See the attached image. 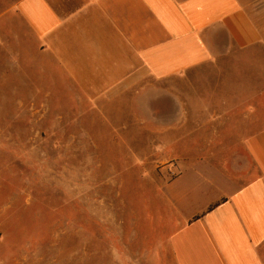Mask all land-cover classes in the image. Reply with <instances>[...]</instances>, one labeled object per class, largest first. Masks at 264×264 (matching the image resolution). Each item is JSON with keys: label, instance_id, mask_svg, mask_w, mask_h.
Here are the masks:
<instances>
[{"label": "crops", "instance_id": "0c3cea01", "mask_svg": "<svg viewBox=\"0 0 264 264\" xmlns=\"http://www.w3.org/2000/svg\"><path fill=\"white\" fill-rule=\"evenodd\" d=\"M3 58L35 71L38 92L72 86L91 100L198 67L229 77L200 86L214 160L194 170L218 173L166 185L167 259L149 264H264V0H0Z\"/></svg>", "mask_w": 264, "mask_h": 264}, {"label": "rangeland", "instance_id": "374dc122", "mask_svg": "<svg viewBox=\"0 0 264 264\" xmlns=\"http://www.w3.org/2000/svg\"><path fill=\"white\" fill-rule=\"evenodd\" d=\"M0 65V264L166 261L165 187L214 160L200 86L229 77L198 67L91 100L72 86L38 92L35 71ZM200 168L179 184H200Z\"/></svg>", "mask_w": 264, "mask_h": 264}]
</instances>
